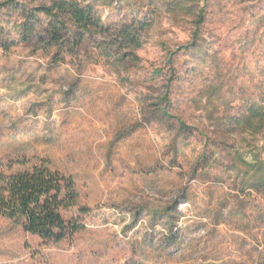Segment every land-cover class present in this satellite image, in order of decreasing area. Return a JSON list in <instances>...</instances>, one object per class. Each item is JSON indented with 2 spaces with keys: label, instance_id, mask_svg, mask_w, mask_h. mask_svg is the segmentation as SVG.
<instances>
[{
  "label": "rangeland",
  "instance_id": "1",
  "mask_svg": "<svg viewBox=\"0 0 264 264\" xmlns=\"http://www.w3.org/2000/svg\"><path fill=\"white\" fill-rule=\"evenodd\" d=\"M77 1L102 31L59 64L0 49V171L72 176L85 228L48 243L0 217V264H264L248 151L213 133L264 104V0Z\"/></svg>",
  "mask_w": 264,
  "mask_h": 264
},
{
  "label": "trees",
  "instance_id": "2",
  "mask_svg": "<svg viewBox=\"0 0 264 264\" xmlns=\"http://www.w3.org/2000/svg\"><path fill=\"white\" fill-rule=\"evenodd\" d=\"M100 31L101 20L91 3L50 0L34 5L29 0H0V49L4 51L17 45L33 52L55 49L51 64L57 65L64 60L63 53L74 54L85 36ZM126 37L131 39L130 34ZM194 39L192 47L198 37ZM247 105L239 116L229 118L227 125H217L213 133L221 131L224 141L248 151L249 161L236 150V176H242L245 189L264 195V142L261 146L256 143L264 133V104ZM18 164L22 166L18 172L0 171V217L48 243H59L82 231L85 225L78 216L64 218V213L78 207L73 177L53 170L47 161Z\"/></svg>",
  "mask_w": 264,
  "mask_h": 264
}]
</instances>
